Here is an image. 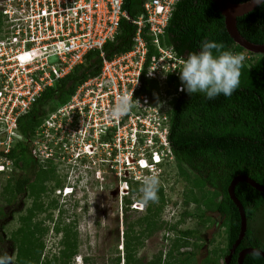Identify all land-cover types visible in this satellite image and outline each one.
<instances>
[{"label": "built area", "instance_id": "obj_1", "mask_svg": "<svg viewBox=\"0 0 264 264\" xmlns=\"http://www.w3.org/2000/svg\"><path fill=\"white\" fill-rule=\"evenodd\" d=\"M179 1L144 0L142 12L130 18L125 0H0V173L12 167L6 155L16 144L55 130L54 138L30 152L34 161L58 155L44 147L56 139L55 147L70 148L67 154L76 159L91 157L98 147L104 150L102 161L118 169L121 195L129 191L128 181L140 184L151 171L160 176L161 166L173 161L167 141L169 103L183 87L168 95L169 77L180 79L184 58L163 44ZM124 19L135 27L132 47L107 58L104 46L115 40ZM150 48L154 53L148 56ZM90 52L101 59L99 73L25 137L18 119L46 89L85 64ZM143 79L157 84L154 94L140 93ZM132 92L140 105L120 120L109 119L118 96Z\"/></svg>", "mask_w": 264, "mask_h": 264}, {"label": "trees", "instance_id": "obj_2", "mask_svg": "<svg viewBox=\"0 0 264 264\" xmlns=\"http://www.w3.org/2000/svg\"><path fill=\"white\" fill-rule=\"evenodd\" d=\"M143 1L125 0L123 9L130 18H135L142 12ZM247 1L249 0H231L234 4ZM236 26L240 35L247 41L258 45L264 44V2L248 14L237 18ZM134 33L135 27L129 21L122 20L115 40L104 46L106 57L111 58L115 54L129 51ZM205 39L222 43L227 51L246 52L249 55V59L243 62L239 87L230 97L221 94L214 99H207L203 93L189 95L185 90L171 98L167 141L175 165L179 170L186 169L198 177L204 187L214 192L215 202H209V197L206 196L207 203L198 204V209L195 208L192 212L183 210L176 223H167L159 218L153 219L146 228L147 236L164 230L174 234V240L166 254L160 251L147 263L137 258L134 264H170L163 263V257L169 256L170 259L174 249H178V254L183 257L179 264H185L193 252H182L180 249L188 245L187 239L195 236V232L189 229L182 230L179 225L186 218H196L198 222L204 220L209 210L225 219L227 243L222 259L224 264V257L227 256L240 231L238 210L227 193L230 182L234 177L244 175L264 186V54L249 53L232 41L214 0H180L165 30L163 44L172 47L177 56L187 59L189 53L199 50L201 42ZM153 53L150 48L148 56ZM100 67L101 59L98 53L90 52L86 56L85 64L78 66L73 73L57 82L52 88L46 89L30 112L18 119L19 131L25 137L28 136V133L41 124L48 111L55 110L54 108L48 110L47 106L63 105L81 83L99 73ZM167 83L168 95L174 94L179 85L183 86L181 80L174 77H169ZM157 87L155 82L143 79L140 93L152 94V88L157 89ZM0 155H2L1 151ZM6 157L12 162L13 168L24 171L23 175L20 174L13 181L11 186L13 194H25L27 186L36 196L44 191V180L55 171V167L51 166L52 159L44 162L48 166L43 168L41 173H36L33 166L37 161L30 156L26 143L16 144ZM11 177L14 178V175ZM160 177H163V172L159 180ZM39 179L41 184H36ZM163 183L164 180H161L158 191L159 201H163ZM56 185L59 187L60 182L57 181L54 187ZM138 186L140 187V184L130 183L129 193L132 195L134 187L139 188ZM234 193L244 209L247 229L230 264H236L238 253L245 248H254L264 253V193L246 183H238ZM136 199H138L136 202L140 201L138 197ZM124 203L125 209L132 204L127 197ZM205 208L208 209L207 213ZM154 209L151 212L152 218L161 212L159 207ZM147 212H150L148 208ZM125 229L124 237L127 239L123 264H133L134 256L128 241L132 227L128 225ZM1 242L3 238L0 234ZM65 252L63 256L69 258L74 251L70 250L68 254ZM119 260L120 257H117L114 264H120ZM243 264H264V258L254 256L253 253L247 254Z\"/></svg>", "mask_w": 264, "mask_h": 264}, {"label": "rangeland", "instance_id": "obj_3", "mask_svg": "<svg viewBox=\"0 0 264 264\" xmlns=\"http://www.w3.org/2000/svg\"><path fill=\"white\" fill-rule=\"evenodd\" d=\"M231 52L234 53V50ZM241 53L249 59L246 52ZM58 107L50 104L47 109L56 110ZM55 110L48 111L42 122ZM54 134L55 130H49V136L32 138L27 144L29 154L43 147L42 142L45 143L50 136V139L54 138ZM35 142L37 145L34 146ZM55 142L56 139H53L44 146L47 148L49 145L52 148L50 153L56 151L58 155H52L51 166L55 167V171L44 180V191L37 196L28 186L25 194L12 193L14 179L23 175L24 171L12 166L9 171L0 173V234L3 238L0 254L7 252L12 255L14 264H114L117 257L123 264L127 239L123 236L128 225L132 227L128 241L134 256L133 264L137 258L147 263L160 251L166 254L174 240V234L164 230L147 236L146 228L153 219L176 223L183 210L192 212L198 209L200 203H207L206 196L209 202H215L214 192L204 187L198 177L186 169L179 170L170 161L161 168L163 177L159 181L164 180L163 201L150 202L147 206L139 203L135 211L132 206L137 197L140 199V193L139 188L134 187V193L127 196L132 206L125 209V197L119 189L121 180L115 175L118 169L116 166L111 169L113 163L102 161L106 159L104 150L98 147L92 158L78 160L75 154L72 158L68 157L70 148L55 147ZM47 166V163L37 161L33 169L41 173ZM97 173L99 177H96ZM40 180L36 184H41ZM57 181L61 187H54ZM66 187L73 188L71 194L66 195L69 191L63 190ZM157 207L161 212L152 218L151 212ZM224 221L211 210L199 222L196 218L183 220L180 229L195 232V236L187 239L188 245L180 249L182 252H193L185 264H222L227 243ZM70 250L74 251V256L65 258L63 252L68 254ZM173 251L170 259L169 256H162L163 263L181 262L183 257L178 254L179 250Z\"/></svg>", "mask_w": 264, "mask_h": 264}, {"label": "clouds", "instance_id": "obj_4", "mask_svg": "<svg viewBox=\"0 0 264 264\" xmlns=\"http://www.w3.org/2000/svg\"><path fill=\"white\" fill-rule=\"evenodd\" d=\"M245 59L242 53L227 51L222 43L205 39L201 42L197 52L189 53L187 59H184L182 69L179 71L180 80L183 84L180 90H186L189 95L198 92L203 93L207 99H214L221 94L225 97H230L239 87L241 69ZM152 71L149 72V75H151ZM138 105L140 103L138 100L133 99V92L131 95L123 93L116 99L115 104L108 113V118L120 120L130 114L133 108ZM86 157L88 156L84 155L78 160ZM128 182L133 183L131 181ZM159 186L160 181L156 171H151L141 177L139 187L140 201H135L133 203L134 206L132 204L130 206L137 211L136 205L147 206L150 202H156L158 200ZM65 189H68V187L63 190ZM71 193L67 191L66 195ZM129 194L128 191L123 195V198L129 196ZM253 255L258 257L261 253L254 251ZM0 264H14L13 256L7 252L0 254Z\"/></svg>", "mask_w": 264, "mask_h": 264}, {"label": "water", "instance_id": "obj_5", "mask_svg": "<svg viewBox=\"0 0 264 264\" xmlns=\"http://www.w3.org/2000/svg\"><path fill=\"white\" fill-rule=\"evenodd\" d=\"M214 2L216 3L219 12L224 18L226 31L229 37L232 39V41L249 53L264 54V44L258 45L247 41L240 35L236 26L237 18L242 17L248 14L249 12L253 11L256 7L262 4L264 0H259V2H257V0H249L247 2L239 3V4H234L231 2V0H214ZM238 183L249 184L252 188L256 189L257 191L264 193V186H261L260 184L256 183L254 180L244 175L236 176L230 182L227 189V193L230 200L233 202V204L236 206L238 210L240 216V231L237 239L229 249L227 256L224 257V264H230L232 256L234 255L237 247L243 240L247 229V220L244 209L234 193L235 186ZM254 251H259L261 253L260 256L264 258V253L262 251L254 248H246L238 253L236 264H243L244 257L247 254L253 253Z\"/></svg>", "mask_w": 264, "mask_h": 264}, {"label": "flooded vegetation", "instance_id": "obj_6", "mask_svg": "<svg viewBox=\"0 0 264 264\" xmlns=\"http://www.w3.org/2000/svg\"><path fill=\"white\" fill-rule=\"evenodd\" d=\"M68 157H71L72 158V155H70V156H68ZM81 163H83V162H81ZM80 163V164H81ZM83 165H84V163H83ZM59 187H61V186H59ZM59 189H61V188H59ZM69 189V193H71V191H73V188H68ZM246 249V248H245Z\"/></svg>", "mask_w": 264, "mask_h": 264}, {"label": "bare ground", "instance_id": "obj_7", "mask_svg": "<svg viewBox=\"0 0 264 264\" xmlns=\"http://www.w3.org/2000/svg\"><path fill=\"white\" fill-rule=\"evenodd\" d=\"M69 192V191H68Z\"/></svg>", "mask_w": 264, "mask_h": 264}]
</instances>
